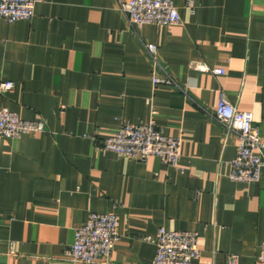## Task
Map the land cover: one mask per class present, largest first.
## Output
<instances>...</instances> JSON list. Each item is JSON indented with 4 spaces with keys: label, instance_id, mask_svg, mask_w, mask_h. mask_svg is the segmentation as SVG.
I'll use <instances>...</instances> for the list:
<instances>
[{
    "label": "crops",
    "instance_id": "0c3cea01",
    "mask_svg": "<svg viewBox=\"0 0 264 264\" xmlns=\"http://www.w3.org/2000/svg\"><path fill=\"white\" fill-rule=\"evenodd\" d=\"M175 5L179 24L138 30L119 0H39L31 20L0 18V83H15L0 92V106L46 124L0 136V264H86L65 250L92 212L118 218L110 264H151L156 245L146 238L160 227L197 231L200 264H227L228 254L255 264L264 166L259 181H232L238 138L208 112L224 97L264 136V0ZM145 42L158 45L186 94L154 86ZM152 120L182 139L179 167L98 146L124 122Z\"/></svg>",
    "mask_w": 264,
    "mask_h": 264
},
{
    "label": "built area",
    "instance_id": "2783aa9c",
    "mask_svg": "<svg viewBox=\"0 0 264 264\" xmlns=\"http://www.w3.org/2000/svg\"><path fill=\"white\" fill-rule=\"evenodd\" d=\"M39 0H0V18L13 23L31 20ZM190 5L192 0H189ZM119 8L127 17L129 25L138 30L146 24L172 26L181 22L175 0H119ZM154 72V86L167 85L183 93L186 90L162 65L159 47L152 42L144 43ZM199 70L223 74L224 68H212L206 63L197 65ZM13 81L0 83V92L14 89ZM209 115L222 128L226 136L238 138L237 154L231 161L230 179L235 182H254L261 178L264 166V136L249 114L226 98H220L217 107ZM46 130L43 120H26L7 107L0 106V136L16 138L25 133H40ZM93 139L96 137L93 136ZM100 149L119 156L145 161L158 156L165 164L179 167L182 139L166 135L152 120L147 123L124 122L119 130L102 140ZM121 236L118 218L114 213L92 212L88 220L75 230L74 242L65 250L68 258L77 263L110 264L116 243ZM156 245V254L151 264H200L201 249L199 234L195 230H168L160 227L156 236L148 237ZM227 264H239L237 254H228ZM255 264H264V241L255 258Z\"/></svg>",
    "mask_w": 264,
    "mask_h": 264
}]
</instances>
